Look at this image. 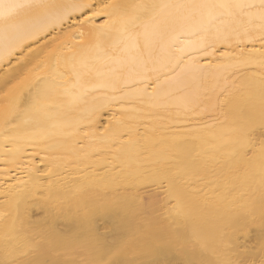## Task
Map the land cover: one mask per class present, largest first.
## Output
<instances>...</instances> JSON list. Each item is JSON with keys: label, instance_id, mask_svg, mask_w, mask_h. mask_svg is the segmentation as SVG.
<instances>
[{"label": "bare ground", "instance_id": "1", "mask_svg": "<svg viewBox=\"0 0 264 264\" xmlns=\"http://www.w3.org/2000/svg\"><path fill=\"white\" fill-rule=\"evenodd\" d=\"M0 264H264V0H0Z\"/></svg>", "mask_w": 264, "mask_h": 264}]
</instances>
